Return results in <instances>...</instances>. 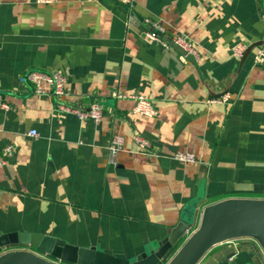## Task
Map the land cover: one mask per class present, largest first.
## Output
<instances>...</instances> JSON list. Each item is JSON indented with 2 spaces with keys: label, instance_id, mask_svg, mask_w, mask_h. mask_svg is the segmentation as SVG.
Wrapping results in <instances>:
<instances>
[{
  "label": "crops",
  "instance_id": "obj_1",
  "mask_svg": "<svg viewBox=\"0 0 264 264\" xmlns=\"http://www.w3.org/2000/svg\"><path fill=\"white\" fill-rule=\"evenodd\" d=\"M145 18L160 22L167 39L187 37L197 55L146 40ZM237 44L252 46L243 60L231 53ZM262 45L264 0H0V96L8 106L0 109V152L13 148L0 168V232L131 259L183 219L200 230L233 203H260L264 66L252 57ZM29 71L62 74L64 95L35 94L19 82ZM112 90L145 96L157 116L131 114L132 101L109 97ZM94 101L103 106L97 123L55 111L57 103L83 110ZM114 135L124 145L112 166ZM136 136L149 146L139 148ZM176 153L195 162L179 163ZM262 241L226 233L197 264H264Z\"/></svg>",
  "mask_w": 264,
  "mask_h": 264
},
{
  "label": "water",
  "instance_id": "obj_2",
  "mask_svg": "<svg viewBox=\"0 0 264 264\" xmlns=\"http://www.w3.org/2000/svg\"><path fill=\"white\" fill-rule=\"evenodd\" d=\"M249 46L241 60L250 52ZM248 185L239 184L236 189L247 190ZM243 204V208L237 207ZM230 212H221L217 218L206 222L191 240L184 253L174 264H197L203 253L213 241L217 243L224 234H252L262 239L264 247V203H233ZM192 218L179 221L159 242L150 244L143 252L131 259L113 255L111 250H99L96 246L88 248L67 244L63 240L44 234L0 232V250L8 247H28L36 252H20L0 259V264H159L174 246L189 233ZM235 253L228 256L232 259Z\"/></svg>",
  "mask_w": 264,
  "mask_h": 264
},
{
  "label": "built area",
  "instance_id": "obj_3",
  "mask_svg": "<svg viewBox=\"0 0 264 264\" xmlns=\"http://www.w3.org/2000/svg\"><path fill=\"white\" fill-rule=\"evenodd\" d=\"M53 0H35L37 4H49ZM123 3L130 5V0H121ZM143 24L146 26V29L143 31V36L149 42L158 44L164 49L169 48L171 45L179 48L184 56H193L197 55V52L192 46V43L187 39V37L177 34L169 39L166 38V28L158 21H153L150 18L143 19ZM248 46L245 44H237L231 49V53L234 57L240 59L243 57L244 53L247 51ZM253 64L263 65L264 66V45L257 48L253 54ZM19 82L21 84H27L32 86L33 92L38 95L49 94L55 98H61L65 91V78L62 74L58 72H44V71H29L24 74ZM47 87V90L43 89L42 85ZM109 97L115 100H125L129 99L132 101V107L130 113L137 116H142L146 118H154L157 116V110L152 105L151 101L143 95L138 94H123L116 90H112L109 94ZM228 99L227 95L222 96L221 98L215 99L212 102L215 103H224ZM0 109L7 110L8 106L6 102L0 96ZM55 111L62 114H71L76 116L80 121L91 120L94 123L99 122L102 117L103 106L98 101L92 102L86 109L79 110L69 106H65L62 103H57L55 105ZM27 136L36 138L38 133L36 130H29L26 133ZM135 141L138 144L139 148L144 149L149 146L147 141L136 136ZM124 138L120 135H114L107 145V161L109 165H116V158L119 152L123 149ZM13 152L12 146L5 147L0 152V168H2L6 159L11 156ZM173 159L179 163L188 164L195 162V156L191 153H176L173 156ZM214 245V244H213ZM31 252V251H26Z\"/></svg>",
  "mask_w": 264,
  "mask_h": 264
},
{
  "label": "rangeland",
  "instance_id": "obj_4",
  "mask_svg": "<svg viewBox=\"0 0 264 264\" xmlns=\"http://www.w3.org/2000/svg\"><path fill=\"white\" fill-rule=\"evenodd\" d=\"M256 202L264 203V199L257 200ZM199 230H191L189 234H186L179 242L174 246V248L166 255V257L159 264H174L175 261L184 253L188 245L191 243V240L196 235ZM27 247H8L0 250V259L14 253L26 252ZM29 251H34L33 248H29Z\"/></svg>",
  "mask_w": 264,
  "mask_h": 264
},
{
  "label": "bare ground",
  "instance_id": "obj_5",
  "mask_svg": "<svg viewBox=\"0 0 264 264\" xmlns=\"http://www.w3.org/2000/svg\"><path fill=\"white\" fill-rule=\"evenodd\" d=\"M237 207H239V208H243L244 207V205L243 204H239ZM213 244H215L213 241H211L210 243H209V245H213ZM181 257V256H180ZM179 257V258H180ZM178 258V259H179ZM178 259L175 261V263L178 261Z\"/></svg>",
  "mask_w": 264,
  "mask_h": 264
},
{
  "label": "trees",
  "instance_id": "obj_6",
  "mask_svg": "<svg viewBox=\"0 0 264 264\" xmlns=\"http://www.w3.org/2000/svg\"><path fill=\"white\" fill-rule=\"evenodd\" d=\"M21 247V246H20Z\"/></svg>",
  "mask_w": 264,
  "mask_h": 264
}]
</instances>
